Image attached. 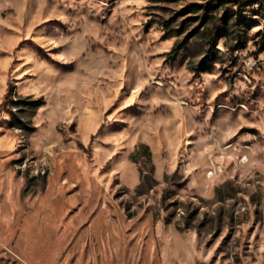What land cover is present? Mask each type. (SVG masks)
<instances>
[{"label": "rangeland", "instance_id": "rangeland-1", "mask_svg": "<svg viewBox=\"0 0 264 264\" xmlns=\"http://www.w3.org/2000/svg\"><path fill=\"white\" fill-rule=\"evenodd\" d=\"M238 1L0 0V264H264V0Z\"/></svg>", "mask_w": 264, "mask_h": 264}, {"label": "trees", "instance_id": "trees-1", "mask_svg": "<svg viewBox=\"0 0 264 264\" xmlns=\"http://www.w3.org/2000/svg\"><path fill=\"white\" fill-rule=\"evenodd\" d=\"M228 0H211V2H210V4H213V5H216V6H219V5H222V4H224V3H226ZM238 2H240L241 4H244L246 1L245 0H239ZM204 13L206 14V17L208 16V15H210V13H208V10H206V11H204ZM210 16H212V14L210 15ZM210 16H208V17H210ZM213 18H215V20H216V22L217 23H220V21H222V23H226L227 21H226V19L225 18H223V17H215V16H212ZM224 33H222V35H223ZM103 128V125L100 127V130Z\"/></svg>", "mask_w": 264, "mask_h": 264}]
</instances>
